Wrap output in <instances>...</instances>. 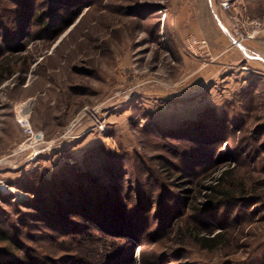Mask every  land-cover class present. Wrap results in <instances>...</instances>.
Listing matches in <instances>:
<instances>
[{"label": "rangeland", "instance_id": "obj_1", "mask_svg": "<svg viewBox=\"0 0 264 264\" xmlns=\"http://www.w3.org/2000/svg\"><path fill=\"white\" fill-rule=\"evenodd\" d=\"M19 1L0 0V264H264V0H213L246 37L221 55L186 33L194 0ZM22 113L52 145L33 160ZM108 180L123 231L81 210Z\"/></svg>", "mask_w": 264, "mask_h": 264}, {"label": "trees", "instance_id": "obj_2", "mask_svg": "<svg viewBox=\"0 0 264 264\" xmlns=\"http://www.w3.org/2000/svg\"><path fill=\"white\" fill-rule=\"evenodd\" d=\"M20 4L25 2L24 0H20L19 1ZM54 4L55 0H53ZM52 4V2H51ZM39 19V18H38ZM5 64V65H4ZM3 66L1 67V72H0V76H2L3 73L7 72V75H10L12 71H7V68H3L6 67L7 64L9 66V62L4 63ZM72 178L69 181H73V179H78L76 178L77 176H74V174L71 175ZM67 181V182H69ZM105 183L107 184H100V190H98V187H96L95 185L93 186L92 184L88 183L87 185H83L82 188H80V190L85 191L92 200H88L90 201V203L86 200H80L78 201V203L80 202H84L85 204L87 203V206H79L81 205L78 203H73L75 207H79L81 208L82 212H84L86 215L85 218H91L92 220H94V217H101L104 219H100L101 222V228H103L104 230H108L110 231H121L122 229L120 227H117V223L115 222V218L114 217H131L130 214L132 213V211L130 210V207L127 204H120V198L118 199L117 195L119 193L120 188L113 182V181H105ZM216 195H219L218 198H214V201H211L209 204L214 206L215 208H221L226 201L233 199L231 193L225 191V192H218ZM121 196V195H120ZM68 201V200H65ZM71 203H69L70 205ZM72 206V204H71ZM71 208V207H70ZM73 214V213H72ZM51 216V215H50ZM123 231V230H122ZM110 233L105 234L106 236L109 235ZM111 236V235H109ZM92 237L91 234L88 236ZM112 238H120L117 235H112ZM116 260V259H115ZM84 261L82 260H76L77 264H84ZM117 264L119 263V261H116ZM121 264H129V262H127L126 259H121L120 260ZM91 264H96V262H92ZM99 264V263H98Z\"/></svg>", "mask_w": 264, "mask_h": 264}, {"label": "crops", "instance_id": "obj_3", "mask_svg": "<svg viewBox=\"0 0 264 264\" xmlns=\"http://www.w3.org/2000/svg\"><path fill=\"white\" fill-rule=\"evenodd\" d=\"M185 21L188 23L187 34L204 39L212 50L222 54L228 46V35L225 27L216 23L210 0H194L193 6L183 7Z\"/></svg>", "mask_w": 264, "mask_h": 264}, {"label": "built area", "instance_id": "obj_4", "mask_svg": "<svg viewBox=\"0 0 264 264\" xmlns=\"http://www.w3.org/2000/svg\"><path fill=\"white\" fill-rule=\"evenodd\" d=\"M238 0H216L217 6L222 11H229L231 10ZM210 4L212 8H214L215 2L210 0ZM218 19V18H217ZM251 24L255 28L264 27V21H253ZM225 27V26H224ZM226 29V27H225ZM238 28H231V31L227 28L226 31L230 36L233 45L242 47V43L245 41L246 37L239 31ZM194 41V39H192ZM196 44H199L201 47L205 46L206 41H194ZM22 131L26 137V143H24L21 148L19 149L20 152H27L29 150V159L33 160L35 157L43 154L44 152L51 149V143H47L43 141V135L41 133H35L31 126L28 123L27 116L25 113H22L19 119L17 120Z\"/></svg>", "mask_w": 264, "mask_h": 264}, {"label": "bare ground", "instance_id": "obj_5", "mask_svg": "<svg viewBox=\"0 0 264 264\" xmlns=\"http://www.w3.org/2000/svg\"><path fill=\"white\" fill-rule=\"evenodd\" d=\"M227 29V28H226Z\"/></svg>", "mask_w": 264, "mask_h": 264}]
</instances>
